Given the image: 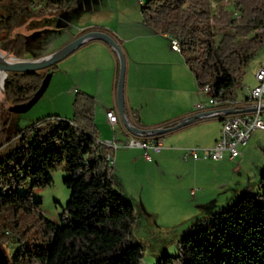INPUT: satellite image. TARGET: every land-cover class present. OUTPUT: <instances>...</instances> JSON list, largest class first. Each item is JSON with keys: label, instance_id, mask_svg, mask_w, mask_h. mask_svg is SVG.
I'll return each mask as SVG.
<instances>
[{"label": "trees", "instance_id": "1", "mask_svg": "<svg viewBox=\"0 0 264 264\" xmlns=\"http://www.w3.org/2000/svg\"><path fill=\"white\" fill-rule=\"evenodd\" d=\"M236 1V11L218 6L213 14L208 0L140 4L143 22L177 37L197 85H208L211 96L222 100L232 99L242 68L264 44V0ZM74 6L76 0H0V48L22 57L25 35L13 32L21 17ZM90 30L106 32L118 43L101 27ZM53 67L7 73L5 99L11 105L26 102ZM72 106L70 117L43 116L0 142V245L7 249V264H140L142 246L130 238L135 210L115 190L108 147L92 119L93 97L76 90ZM124 112L131 125L145 129L133 121L134 112L125 106ZM58 161L65 163L69 197L53 221L42 214L32 191L51 184L49 171ZM191 228L175 254L164 253L154 264H264V168L255 191L245 186L230 205L196 219Z\"/></svg>", "mask_w": 264, "mask_h": 264}, {"label": "rangeland", "instance_id": "2", "mask_svg": "<svg viewBox=\"0 0 264 264\" xmlns=\"http://www.w3.org/2000/svg\"><path fill=\"white\" fill-rule=\"evenodd\" d=\"M143 1L80 0L78 3L76 0V5L82 3L79 9L75 8L76 6L55 7L52 12H46L47 14L21 17L22 25L14 27L13 32L25 35L22 57H17L9 50L1 48L0 52L7 51L6 57L14 59L45 56L61 47L83 26L92 25L90 28L101 27L109 31L110 27L120 28L116 22V15L130 21L141 18L140 4ZM208 1L212 14L217 11L218 6L236 11V0ZM211 23L212 21L209 20V24ZM90 28L84 29L81 33ZM80 52L77 49L52 65L53 72L47 87L27 111L10 112L0 102V142L11 131H17L43 116L61 117V115L73 114L68 107L67 92L72 82L82 83L84 80V71L76 65ZM259 65L264 66V44L248 59L240 72L239 84L235 87L239 98L248 95L249 88L254 86V71ZM43 70L45 69L38 71ZM75 92L71 94L72 98ZM1 101L6 106H11L10 101L5 99L4 92ZM100 112L99 106L95 111L93 110V118L97 124L100 120ZM261 115L264 118V108ZM5 120L8 122L3 126ZM119 127L120 124L117 123L106 128L110 133L114 129L117 137L121 139L115 142L117 146L111 149L110 157L113 174L121 181V189L117 186L115 190L128 199L134 207L136 218L131 226L130 238L142 246L140 264H154L162 254L173 255L178 251L180 238L192 230L191 225L196 219L206 217L211 210L227 207L232 203L234 199L229 195L240 177L230 173L228 165L220 171H213L209 165L195 166L193 163L195 159L183 157L185 148L200 147L198 145L184 146L180 151L181 154L167 150L173 146L161 140L160 154H151L152 158L149 161L144 159L142 153L133 159L131 152L136 147L122 144L124 137ZM122 128L125 129L124 126ZM262 132L264 134V130ZM100 137L99 134V140ZM255 154L259 155V151L256 150ZM199 160L208 159L199 158ZM66 174L64 161H58L49 171L51 184L32 191V198L39 200L42 214L53 221L57 220V215L69 197V190L63 183ZM256 188L257 186H251L253 191ZM0 246L6 252L7 249ZM6 246L11 250L12 244L8 243Z\"/></svg>", "mask_w": 264, "mask_h": 264}, {"label": "crops", "instance_id": "3", "mask_svg": "<svg viewBox=\"0 0 264 264\" xmlns=\"http://www.w3.org/2000/svg\"><path fill=\"white\" fill-rule=\"evenodd\" d=\"M81 4H77L75 8L79 9L82 7ZM53 10L54 8L50 12ZM116 22L120 28L110 27L111 29L108 30L118 40L125 58L123 100L126 110L130 114L133 112L136 114L133 121L141 128H158L166 123L179 121L189 115L196 114L195 104L205 103L209 99V94L197 85L181 53L170 48L169 40L172 36L146 25L140 17L130 21L116 15ZM91 26L87 25L78 29L65 43L79 36L81 31ZM77 49L81 52L76 59V65L84 71V80L82 83L72 82L71 87L68 88L69 110L73 112L72 93L76 90H83L90 94L94 100L93 110L95 111L96 107L99 106L101 111L100 120L97 124L94 121L92 110V119L98 137L99 134L101 136L100 141H121L114 129L111 133L106 131L109 125L106 112L113 111L117 114V56L109 45L100 40H88L75 50ZM261 67L264 66L259 65L254 74ZM245 97L246 95L242 99ZM233 98L237 101L242 100L236 94L235 89L233 90ZM69 116L61 115V117ZM261 119L264 121L262 115ZM220 122L219 118L214 117L190 122L165 133L160 138L161 145V140H163L165 144L173 146L167 150L178 153H181L180 151L183 150L184 146L198 145L202 148H210L219 136ZM117 123L120 124L119 129L124 137L123 142L134 136L122 128L120 120H117ZM262 131L256 129L252 132L249 141L242 149V155L239 157L229 158L228 154L224 153L220 160H199L198 158L193 163L200 167L209 165L213 171H220L228 165L230 173L240 177L236 187L230 188L229 196L234 199L245 186H257L260 173L264 168V154H262L264 153V134ZM142 150L139 147L132 149L133 159L141 153L144 155V150ZM256 150L259 151V155L255 154ZM161 151L162 147L158 152L148 150L149 158L144 156V159L149 161L152 158L151 154L158 155ZM115 179L121 189L120 179L117 177Z\"/></svg>", "mask_w": 264, "mask_h": 264}, {"label": "built area", "instance_id": "4", "mask_svg": "<svg viewBox=\"0 0 264 264\" xmlns=\"http://www.w3.org/2000/svg\"><path fill=\"white\" fill-rule=\"evenodd\" d=\"M49 12V11H48ZM177 41L170 38L169 46L177 52ZM256 83L249 88L248 95L240 101L232 97L231 103H222V99L216 98V103H196L194 109L196 113H203L206 118L214 117L221 119L219 136L210 148H185L183 150L184 158H207L219 160L224 153L229 158L242 155V149L246 146L252 132L256 129L264 130V122L261 119L262 109L264 108V67L255 72ZM208 86L201 87L206 92ZM242 109L238 113H230V110ZM106 118L109 125L114 126L118 120L117 114L113 111L106 112ZM108 148L106 158L110 160L112 148L117 144L114 141L103 142ZM123 145L129 147H139L144 150L145 158H149L148 150L153 152L160 151L162 145L160 139L154 136L134 135L128 138Z\"/></svg>", "mask_w": 264, "mask_h": 264}, {"label": "water", "instance_id": "5", "mask_svg": "<svg viewBox=\"0 0 264 264\" xmlns=\"http://www.w3.org/2000/svg\"><path fill=\"white\" fill-rule=\"evenodd\" d=\"M88 40H100L111 47V49L115 52L118 59V77L116 84V107L117 114L119 120L121 121L124 128L131 132L133 135H147V136H156L159 134H163L171 129H176L181 126L189 124L194 119H203L206 118L203 113H196L193 117L183 118L180 122H178L175 126L169 128H151V129H140L131 125V123L127 120L125 112H124V100H123V83H124V72H125V58L123 52L119 46V44L111 37L109 34L103 31L98 30H90L86 31L69 42L65 43L57 50L53 51L50 54L45 56L34 58V59H14V58H4L7 54V51L0 55V102L7 108L10 112L21 113L27 111L42 95L49 79L51 77V71L49 70L43 77L38 86L37 90L32 94L29 100L20 104H13L11 106H6L3 101H1V97L3 95L2 91V78L4 76V72H33L38 71L40 69H46L54 64H56L59 60L63 59L71 52H73L77 47H79L82 43ZM239 111L230 110V113H238ZM221 120V119H220ZM8 256L4 249L0 246V264H7Z\"/></svg>", "mask_w": 264, "mask_h": 264}, {"label": "bare ground", "instance_id": "6", "mask_svg": "<svg viewBox=\"0 0 264 264\" xmlns=\"http://www.w3.org/2000/svg\"><path fill=\"white\" fill-rule=\"evenodd\" d=\"M171 38L174 39V40H178L177 37H171ZM180 47H179V41H177V51L178 52H180ZM2 54H4V53L0 52V55H2ZM4 58H6V55L4 56ZM5 77H6V73L4 72V76L2 78V85H3V81H4ZM206 92L208 94H210V87L209 86L207 87ZM208 102L209 103H216V98L215 97H212L211 94H210L209 95ZM231 102H232V99H229V98L228 99L226 98V99L222 100V103H231Z\"/></svg>", "mask_w": 264, "mask_h": 264}]
</instances>
